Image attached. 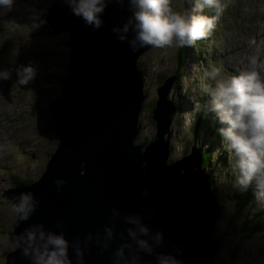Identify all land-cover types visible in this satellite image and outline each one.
<instances>
[{"label": "water", "instance_id": "1", "mask_svg": "<svg viewBox=\"0 0 264 264\" xmlns=\"http://www.w3.org/2000/svg\"><path fill=\"white\" fill-rule=\"evenodd\" d=\"M130 15L127 0L123 7L110 3L103 26L96 30L73 15L63 0L48 10L44 28L67 33L71 49L60 93L49 107L59 143L34 182L0 193L15 205L22 193L40 201L29 220L17 217L15 238L19 243L20 233L40 223L63 231L71 242L73 264L75 246L84 251L83 264H156L155 253L170 254L180 264H223L217 262L222 239L216 234L222 207L202 167L203 149L195 144L190 154L170 162L177 71L156 89L155 140L137 142L148 96L139 59L152 47L133 51L134 34L120 40L121 33L113 31ZM57 179L66 183L58 187ZM128 217L149 228L144 238L155 248L152 255L139 251L138 261L132 260L138 250L127 229L139 225ZM157 234H162L159 244ZM124 244L132 247L118 258L116 250ZM7 264L30 261L18 245L7 254Z\"/></svg>", "mask_w": 264, "mask_h": 264}, {"label": "rangeland", "instance_id": "2", "mask_svg": "<svg viewBox=\"0 0 264 264\" xmlns=\"http://www.w3.org/2000/svg\"><path fill=\"white\" fill-rule=\"evenodd\" d=\"M237 1L239 0H224L227 4ZM249 2L254 14L261 12L256 34H253L255 22L244 14V7L240 12L231 13L227 12V8L221 15L219 25L210 33V39L206 41L208 46L203 47L205 55L200 54L194 59L196 62H190L189 66L178 68V48H151L140 57L139 64L145 72V91L148 96L140 117L138 143L147 145L156 137L157 127L149 113L150 103L157 101L156 89L161 85L156 74L166 73L169 76L176 71L183 73L182 77L179 74L178 78L181 77V80L178 84L175 83L172 93L176 105L178 101H185L188 106V109L184 107L180 110L177 107L176 117L170 127V160H175L182 154H190L197 144L192 139L190 126L193 125L194 113L199 100L201 101L200 95L207 88L205 74L217 67L221 70L218 79L226 78L237 75L240 71L251 70L249 57H256L258 61L264 62V0ZM52 5L53 0H14L11 11L0 14V71L10 73L9 79H0V191L22 187L16 184L12 175L35 181L45 170L50 154L58 147V136L53 127H48L51 116L49 107L60 93V78L67 74L71 49L66 43L67 33H50L40 28V15ZM172 7L175 11L184 12L187 4L185 0H172ZM204 14L214 15L208 9L204 10ZM213 56L214 59L211 60L210 57ZM204 59L205 74L200 62ZM22 67H31L33 70V76L26 85L18 82L17 69ZM257 70L261 71L259 67ZM50 73L55 79L48 81L46 78ZM261 75L264 76V71H261ZM211 81L214 80L210 78V83ZM214 85L215 81L211 86ZM183 94H186L184 99ZM221 139L219 137L218 141L226 144ZM230 167L228 171L231 174L235 169L233 165ZM218 170L213 174V183L209 176V182L219 186L218 197L223 206L216 234H223V237L228 231L235 234L226 235L217 254V262L264 264V231L241 238L242 233L237 224L232 229L225 230L229 226L228 218L235 209L230 192L238 186V176L229 175L225 169ZM263 208L264 198H259L256 194L254 200L242 211L241 222L243 218L255 219L258 215L256 213ZM17 217L15 204L9 203L0 194V264H7V254L19 245L14 235V229L18 225ZM261 227L264 230V221ZM234 245L237 252L233 259Z\"/></svg>", "mask_w": 264, "mask_h": 264}, {"label": "clouds", "instance_id": "3", "mask_svg": "<svg viewBox=\"0 0 264 264\" xmlns=\"http://www.w3.org/2000/svg\"><path fill=\"white\" fill-rule=\"evenodd\" d=\"M73 15L83 19L87 26L98 30L103 26V13L110 3H118L123 7L125 0H63ZM131 12L122 27L113 28L119 32L120 40L127 39L126 34H134L132 50L139 48H183L193 47L198 40L207 38L215 29L220 16L227 9L224 0H185L191 10L175 11L172 0H127ZM14 0H0V14L11 11ZM211 10L214 15L204 14ZM251 70L240 71L239 74L220 78V68L213 67L208 74L215 81L214 87L208 90L211 111L221 127L218 129L233 168L238 173L237 183L244 190L255 184L259 198H264V62L256 57H249ZM261 71H258L257 68ZM18 82L26 85L33 76L31 67L17 69ZM8 71H0V79H9ZM183 155V154H182ZM181 155V156H182ZM180 156V157H181ZM57 186L66 181L57 179ZM147 195V191L144 193ZM40 201L33 199L32 194L22 193L17 199L15 212L20 221H27L36 210ZM138 228L130 227L128 234L135 241L137 254L133 261L140 259L139 251L152 255L153 244L146 238L149 228L140 224L139 218L128 217ZM113 230L108 229V236ZM220 237V236H219ZM21 255L30 264H73L69 255L70 240L63 231L48 230L45 226L35 224L19 234ZM157 244L162 242V234L156 236ZM107 247V243L104 245ZM132 245L124 244L116 250V256L122 258L125 249ZM76 264H83L84 251L80 246L72 248ZM156 264H180L170 254L155 253Z\"/></svg>", "mask_w": 264, "mask_h": 264}, {"label": "trees", "instance_id": "4", "mask_svg": "<svg viewBox=\"0 0 264 264\" xmlns=\"http://www.w3.org/2000/svg\"><path fill=\"white\" fill-rule=\"evenodd\" d=\"M57 1H60V0H53V3L57 2ZM194 4H195V1H194ZM243 7H244V14L248 15L247 18H251V20L255 22L253 34H256L257 33V23L260 20L261 12L257 13V11L255 10V12L257 14H254L252 4H250L249 0H239V1L234 2V3H228L227 12H230V13L232 11L240 12V10H242ZM254 8H256V6ZM186 10H191L188 5L186 7ZM47 12H48V10L44 11L40 15V18H39V24H40V28L42 29V31H47L44 28V20L47 16ZM220 21H221V16L217 22V26L219 25ZM242 31H243V29H242ZM48 32L53 33L52 31H48ZM209 39H210V36H208L205 39L196 41V43L193 47V52H192V47H190V48L189 47L178 48V50L176 52V57L178 60V68H182V67L185 68L186 66H189L190 62H196L194 59H197V57H199L200 54H202V56H204L205 54H204L203 47L208 46L206 41H209ZM66 43H68V40L66 41ZM210 59L213 60L214 56H213V58L210 57ZM200 62L203 66L202 69H203V72L205 74L206 70L204 68L206 65V59H204ZM143 72H144V70H143ZM178 74H180L181 77L183 75V73L182 72L180 73V71L178 72ZM208 74H209V72H207V74H205V81H206L205 84H206L207 88L203 89L202 95H200L201 101L199 100L198 107L194 113V121H193V125L190 126L191 127L190 130H192V133H193L192 139L194 140V142H197V144L203 149L202 150V155H203L202 167L204 168V170L206 172L211 171L210 172V176H211L210 181L213 182L214 172H216L220 168L222 170L225 169V171H227L229 173L228 170L231 168L230 166H232V162L230 160V163H229L230 153L227 151V148L225 147L226 144L220 143L218 141L219 137L222 138V136L220 135V133L218 131V129L221 127V125L216 120L215 113H213L211 111L210 97L208 96V90L212 87L211 85L214 83V81H211V83H210V76ZM156 75H157L158 80L161 82L160 84H162L163 81L165 80V78L167 77L166 73H160V74H156ZM181 77H179L178 80L176 81L177 84L181 80ZM46 79L48 81H51L55 78H54L53 74L50 73V74H48ZM60 81L62 82L61 78H60ZM184 98H186V94L182 95V99H184ZM155 102H156V100L153 103L149 102L150 103V112L149 113L151 114L150 115L151 117H152L153 109L156 105ZM146 104H147V102H145L144 107ZM177 107H178V110H180L184 107H187V109H188V106L186 105L185 101H183V102L178 101ZM48 127H51V128L53 127L52 121L50 118L48 119ZM221 141H222V139H221ZM146 144H148V143H146ZM234 174L238 176V173L236 170L233 171V173H231V174L229 173V175H234ZM12 177L16 181V184H19L20 186H26V185H29L32 182H34V180L31 178H26V177L19 176V175H12ZM236 179H238V178H236ZM212 188H213V190L216 191L217 195H219V193H218L219 186L213 184ZM0 193H1V191H0ZM230 193H231L230 199L234 200V203H232V204H233L235 209L233 210L231 217L228 218L229 226L227 228H225V230L226 229H232V227L237 224L238 229L242 233L241 238L248 236V235L251 236V235L258 233V232H263L264 230L262 229L261 225H263V221H264V208L260 210L261 212L256 213L258 215L255 219L247 220V219L243 218L242 222L240 220V215H241L242 211L255 198V195H256L255 184H253L247 190H244L241 186L238 185ZM221 207H223V206L221 205ZM221 213H222V209H221ZM221 213H220V215H221ZM256 214H255V216H256ZM238 222H240V223H238ZM229 234H231V236H234L235 233L228 231V233L226 235H229ZM226 235H225V237H227ZM219 236L222 239V245H223L225 237H223V234H220ZM236 249L237 248L234 245V248L232 250L233 251L232 252V256H233L232 258L233 259L235 258V254L237 252Z\"/></svg>", "mask_w": 264, "mask_h": 264}, {"label": "bare ground", "instance_id": "5", "mask_svg": "<svg viewBox=\"0 0 264 264\" xmlns=\"http://www.w3.org/2000/svg\"><path fill=\"white\" fill-rule=\"evenodd\" d=\"M175 117H176V114H175ZM175 117H174V119H175ZM170 161L172 162V161H174V160L171 159Z\"/></svg>", "mask_w": 264, "mask_h": 264}]
</instances>
